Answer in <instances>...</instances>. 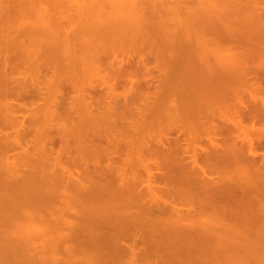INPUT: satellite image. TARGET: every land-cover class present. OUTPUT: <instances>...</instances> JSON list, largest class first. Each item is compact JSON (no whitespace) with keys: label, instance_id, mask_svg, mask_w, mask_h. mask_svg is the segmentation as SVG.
Returning a JSON list of instances; mask_svg holds the SVG:
<instances>
[{"label":"bare ground","instance_id":"obj_1","mask_svg":"<svg viewBox=\"0 0 264 264\" xmlns=\"http://www.w3.org/2000/svg\"><path fill=\"white\" fill-rule=\"evenodd\" d=\"M107 1L0 0V264H264V0Z\"/></svg>","mask_w":264,"mask_h":264},{"label":"rangeland","instance_id":"obj_2","mask_svg":"<svg viewBox=\"0 0 264 264\" xmlns=\"http://www.w3.org/2000/svg\"><path fill=\"white\" fill-rule=\"evenodd\" d=\"M105 1H107V0H105ZM108 1H110V0H108ZM108 1H107V2H108ZM105 3H106V2H105ZM34 6H35V7L38 6V8H39V5H38V4H36V5H34ZM34 6L31 7V10H34ZM31 10H30V11H31ZM34 11H35V12L33 13V11H32L31 14H32L33 16H34V15L36 16V15H37L36 12L38 11L37 8H35ZM69 14H71V13H69ZM69 14H68V15H69ZM72 14L75 15V14H77V13L74 12V13H72ZM77 15H78V14H77ZM74 17H76V15H75ZM114 58H115V59L118 58V59H117V62H118V61H120V60H122V59H124V58H127V57H126V56H122V55H118V57H112V56H111V57H109L107 60H109V62H112V61H115ZM121 58H122V59H121ZM136 58H140V57L137 56ZM152 61H154V60H152ZM120 90L122 91V88H120L119 91H120ZM121 91H120V92H121ZM123 91H124V90H123ZM121 93H122V92H121ZM32 97H33V96H32ZM32 97H30V96L28 97V96H27L25 99H21V101L18 103V104H19L18 107H20V105H25V104H26L25 106L28 107V108L30 109L31 106H32L34 103H36V105L34 104L36 107H37V105L39 106V104H40V106H39L40 108L43 107V106L41 105V104H43L42 101L38 103V99H37V97H36V98H35V97L32 98ZM245 99H248V98H245ZM121 100L123 101V99H121ZM141 100H143V98L140 99V101H139V100L135 101V102H134V103H135V106L142 108V107H143V105H142L143 103H141ZM122 101H121L120 103L123 104ZM20 103H21V104H20ZM132 105H133V104H132ZM25 106H24V107H25ZM116 106H119V105H116ZM24 107H23L22 109H20V111H22V110L24 109ZM39 107H38V110H39ZM119 107H120V106H119ZM137 107H135V108H137ZM35 109H36V108H35ZM35 112H38V111L36 110ZM35 112H34V114H35ZM22 113H23V114H22ZM38 113H41V111L39 110ZM29 115H30V113L26 110V108L23 110V112H21V113L18 112V116H19V121H20V122L27 123V120H28V124H26L27 127H28V129L30 128L29 126H31V124H30L31 122L29 123V120L31 121V119L28 117ZM25 117H26L27 119H25ZM22 118H24V119L22 120ZM28 118H29V119H28ZM246 125H248V124H246ZM260 125H261V126H260ZM260 125H259V123H257V124H256V128H263V127H264V124H260ZM30 131H31V130H30ZM33 132H34V131H32V133H33ZM32 133H29L28 136H26V138H24V139H26V141H31L32 139L34 140L35 135H33ZM14 135H15V134H14ZM20 151H21V150H19L18 153H19ZM259 151L262 152V150H259ZM16 153H17V152H16ZM13 154H14V153H13ZM262 162H263V161H262ZM145 189H146V188H145ZM23 191H24V190H23ZM23 191H22V192H23ZM149 201H150V199H149V200H146L147 204L149 203ZM165 201L171 202L172 200L169 199V198H165ZM146 202H145V203H146ZM27 205H28V206H31V204H26V207H25V204H24V206H22V205L19 206V208H20V207H21V208H20V209L18 208L17 210H19V211L22 210V213H23L24 209H26V210L28 211L29 208H32V211L34 210V208H33V204H32V207H29V208L27 207ZM34 206H35V205H34ZM184 209H185V208H184ZM26 210H25V211H26ZM25 211H24V212H25ZM27 211H26V212H27ZM29 211H30V210H29ZM32 211H30V212H32ZM30 212H28V213H30ZM1 213H2V212H0V214H1ZM19 213H21V212H19ZM259 214H262V215L264 216L263 212H261V213H257V214H255V215L257 216V218H260L261 221H264V219H263L264 217H263L262 215H260V216L258 217ZM3 215H5V213L2 214V216H3ZM43 216H45L44 213H43ZM0 217H1V215H0ZM261 217H262V218H261ZM73 220H74V219H73ZM19 222H20V221H19ZM19 222L17 221L16 223H19ZM25 222H26V221H25ZM74 222H75V220H74ZM14 223H15V222L13 221V225L15 226V228H16V227L18 228V225H17V224L15 225ZM20 223H22V225H24V224L26 225V224H27V223H24L23 221H21ZM20 223H19V226L21 225ZM76 223H77V222H76ZM80 224H81V223H80ZM80 224H78V225H80ZM82 224H83V223H82ZM2 225L4 226L3 223H2ZM22 225H21V226H22ZM78 225H77V226H78ZM83 225H86V223L83 224ZM83 225H82V226L80 225V227H79V226H78V227H79V229H81V228L83 227L82 229H85V231H86V230L88 229V227H86V226H88V224H87L86 226H83ZM27 226H28V225H27ZM27 226H25V228H26ZM75 226H76V224H75ZM84 227H85V228H84ZM20 228H21V227H19V230H20ZM23 228H24V227H23ZM75 228H76V227H75ZM86 228H87V229H86ZM251 228H253V229H251ZM0 229L4 230V228H2L1 225H0ZM79 229H78V232H79ZM250 229H251L252 231H250V232H248V233H249V234L251 233V236H252V237H255V238L257 239V241H256L254 244L257 245V246H260V247H264V222H263L262 224L260 223V224H258V225H256V226L254 225L253 227L251 226ZM5 230H6V228H5ZM22 230H25V229H22ZM76 230H77V228H76ZM0 231H1V230H0ZM81 231H82V230H81ZM81 231H80L79 233H78L77 231H76V232H77V234H80L81 236H82V235H85L83 232H82V233H83V234H82ZM83 231H84V230H83ZM87 231H89V230H87ZM87 231H86L85 233H87ZM1 232H2V231H1ZM1 232H0V233H1ZM88 233H89V232H88ZM88 235H89V234H88ZM88 235H85V236L82 237L81 240H83V241H82V244H80L81 247H82V245H84V243H86L87 246H89V244H88ZM0 236H1V235H0ZM23 236H24V235H23ZM81 236H79V237H81ZM0 238H1V237H0ZM21 238H22V237H21ZM21 238H20V239H21ZM23 238H24V237H23ZM1 240H2V241H0V247H1L0 249H2V248L4 247L3 249H4V250H7L11 245H13L14 248H15V246H16V248H17V250H18V246H17V244H19L20 241H15V243H17V244H15V243H13V242H12L13 244H10L11 242L6 240V241L8 242V244H6L5 239H4L5 242H3V239H1ZM81 240H78V243L81 242ZM21 241H22V240H21ZM24 241H26V240H24ZM24 241L21 242V245H22V243H23ZM76 242H77V240L74 241V243L78 245V243H76ZM9 244H10V245H9ZM38 244H39V243H38ZM38 244H37V245H38ZM40 244H41V243H40ZM71 244H73V242H72ZM75 244H74V245H75ZM3 245H4V246H3ZM6 245H7V246H6ZM21 245L19 246V249H20L22 252L25 251V253H27L28 250H29V248L31 247L32 244L30 245V243H29L28 245H30V246H27V244L24 242V245H23L22 247H21ZM33 245H34V244H33ZM33 245H32V248H33ZM35 245H36V243H35ZM37 245H36V246H37ZM42 245H44V244H42ZM69 245H70V244H69ZM141 245H142V244H141ZM8 246H9V247H8ZM24 246H25V247H26V246L29 247L28 250H26L27 248H25ZM39 246H40V245H39ZM71 246H72V245H71ZM80 246H79V245H78V246L75 245V247H80ZM84 246H86V245H84ZM5 247H8V248L6 249ZM34 247H35V246H34ZM21 248H23L24 250L21 249ZM40 248H42V247H38V249H40ZM44 248H45V247H44ZM85 248H87V247H85ZM30 249H31V248H30ZM33 249H34V248H33ZM36 249H37V248H36ZM36 249H34V250H36ZM42 249H43V248H42ZM83 249H84V247H83ZM31 250H32V249H31ZM86 250H87V249H86ZM26 251H27V252H26ZM29 251H30V250H29ZM36 251H38V250H36ZM84 251H85V249H84ZM88 252H90L89 255H88L87 252H84V253L81 252V254H80V253H76V254H77V257H78V255H79V256H80V255L82 256V254H84L85 256H84V255H83L84 257L82 256V259H83V260H84V258H86V257L88 258V256H90V257H89L90 259H88V260H89V263H92V258H93V257H91V256H92L94 253H93L92 251H90V248H89V247H88ZM35 253H36V252H35ZM37 253H38V252H37ZM37 253H36V254H37ZM39 253H40V252H39ZM39 253H38V254H39ZM38 254H37V255L34 254V257L36 256V257H35L36 260H35L34 258H32V257H29V256H28V257H27V256H26V257L23 256L22 258H24V259H22V261H21V258H20L19 262H20L21 264H23L22 262H25L24 264H32V262H30V261H33V262H36V263H37V262H39V263H43V262H41V260L39 259ZM86 254H87V256H86ZM96 255L98 256L97 253H96ZM42 256H43V254H42ZM60 256H61V254L59 255V257H60ZM75 256H76V255H75ZM81 256H80L79 258H81ZM93 256H94V255H93ZM52 257H53V256H52ZM52 257H51V259H52ZM63 257H64V259H65V257H67V256H66L65 254H63ZM63 257H60V258H62V261L60 260V261H61V264H62L63 262H64V264H65V261H66V260L63 261V260H64ZM26 258H27V259H26ZM30 258H32V260H31ZM41 258H42V257H41ZM54 258H55V257H54ZM54 258H53V259H54ZM57 258H58V257H57ZM68 258H69V257H68ZM68 258H66V259H68ZM75 258H76V257H75ZM87 258H86V261H87ZM25 259H26V260H25ZM44 259H46V258L44 257ZM47 259H48V257H47ZM49 259H50V258H49ZM53 259H52V261H51L52 263H54V262H53V261H54ZM71 259H72V258H71ZM76 259H77V258H76ZM23 260H24V261H23ZM28 260H29V261H28ZM39 260H40V261H39ZM56 261H57V259H56ZM72 261H73V260H72ZM76 261L79 262L80 264H84L83 261H80V259H79V260L77 259ZM76 261L74 260L73 262H70L69 264H79V263H77ZM86 261H84V262H86ZM26 262H27V263H26ZM20 263H18V264H20ZM33 264H34V263H33ZM59 264H60V262H59ZM66 264H67V263H66Z\"/></svg>","mask_w":264,"mask_h":264},{"label":"flooded vegetation","instance_id":"obj_3","mask_svg":"<svg viewBox=\"0 0 264 264\" xmlns=\"http://www.w3.org/2000/svg\"><path fill=\"white\" fill-rule=\"evenodd\" d=\"M133 106H134V107H137V106H135V105H132V107H133ZM248 125H249V124H248Z\"/></svg>","mask_w":264,"mask_h":264}]
</instances>
